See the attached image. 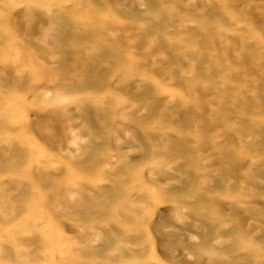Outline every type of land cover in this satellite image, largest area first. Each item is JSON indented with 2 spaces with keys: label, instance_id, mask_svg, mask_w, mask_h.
Here are the masks:
<instances>
[{
  "label": "rangeland",
  "instance_id": "rangeland-1",
  "mask_svg": "<svg viewBox=\"0 0 264 264\" xmlns=\"http://www.w3.org/2000/svg\"><path fill=\"white\" fill-rule=\"evenodd\" d=\"M0 264H264V0H0Z\"/></svg>",
  "mask_w": 264,
  "mask_h": 264
}]
</instances>
